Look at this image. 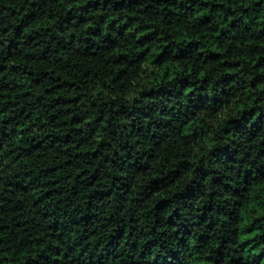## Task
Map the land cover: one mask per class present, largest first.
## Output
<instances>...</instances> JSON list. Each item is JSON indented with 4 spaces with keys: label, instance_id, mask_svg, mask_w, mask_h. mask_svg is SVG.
<instances>
[{
    "label": "trees",
    "instance_id": "1",
    "mask_svg": "<svg viewBox=\"0 0 264 264\" xmlns=\"http://www.w3.org/2000/svg\"><path fill=\"white\" fill-rule=\"evenodd\" d=\"M0 264H264V0H0Z\"/></svg>",
    "mask_w": 264,
    "mask_h": 264
}]
</instances>
